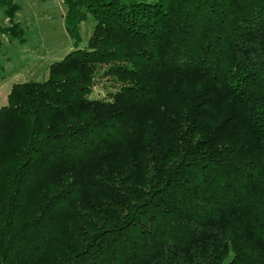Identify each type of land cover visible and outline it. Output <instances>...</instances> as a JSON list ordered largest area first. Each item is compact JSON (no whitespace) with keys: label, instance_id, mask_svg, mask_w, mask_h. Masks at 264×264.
I'll use <instances>...</instances> for the list:
<instances>
[{"label":"trees","instance_id":"obj_1","mask_svg":"<svg viewBox=\"0 0 264 264\" xmlns=\"http://www.w3.org/2000/svg\"><path fill=\"white\" fill-rule=\"evenodd\" d=\"M61 2L78 48L0 109V264H264V0Z\"/></svg>","mask_w":264,"mask_h":264},{"label":"rangeland","instance_id":"obj_2","mask_svg":"<svg viewBox=\"0 0 264 264\" xmlns=\"http://www.w3.org/2000/svg\"><path fill=\"white\" fill-rule=\"evenodd\" d=\"M65 14L61 0H0V26L11 23L20 28L15 34L0 33V109L15 84L46 81L50 66L78 48L66 31ZM94 27L91 18L82 25L79 49L87 47ZM107 87L109 83L102 81L92 98H108Z\"/></svg>","mask_w":264,"mask_h":264}]
</instances>
